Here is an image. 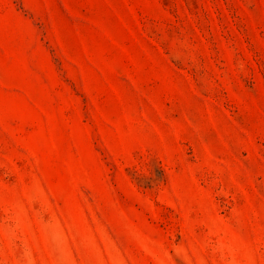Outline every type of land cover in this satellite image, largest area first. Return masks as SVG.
Listing matches in <instances>:
<instances>
[{
  "label": "rangeland",
  "instance_id": "374dc122",
  "mask_svg": "<svg viewBox=\"0 0 264 264\" xmlns=\"http://www.w3.org/2000/svg\"><path fill=\"white\" fill-rule=\"evenodd\" d=\"M0 264H264V0H0Z\"/></svg>",
  "mask_w": 264,
  "mask_h": 264
}]
</instances>
